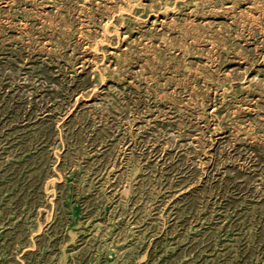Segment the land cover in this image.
Returning a JSON list of instances; mask_svg holds the SVG:
<instances>
[{"label":"rangeland","instance_id":"rangeland-1","mask_svg":"<svg viewBox=\"0 0 264 264\" xmlns=\"http://www.w3.org/2000/svg\"><path fill=\"white\" fill-rule=\"evenodd\" d=\"M0 264H264V0H0Z\"/></svg>","mask_w":264,"mask_h":264}]
</instances>
